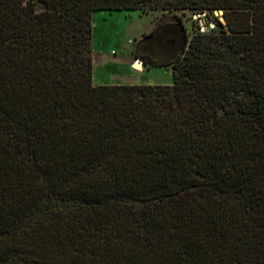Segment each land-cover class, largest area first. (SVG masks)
<instances>
[{"label":"trees","instance_id":"obj_1","mask_svg":"<svg viewBox=\"0 0 264 264\" xmlns=\"http://www.w3.org/2000/svg\"><path fill=\"white\" fill-rule=\"evenodd\" d=\"M143 8L226 23L94 83L92 13ZM0 264H264V0H0Z\"/></svg>","mask_w":264,"mask_h":264},{"label":"rangeland","instance_id":"obj_2","mask_svg":"<svg viewBox=\"0 0 264 264\" xmlns=\"http://www.w3.org/2000/svg\"><path fill=\"white\" fill-rule=\"evenodd\" d=\"M218 10H95L92 13V81L100 84H171V65L147 66L142 63L140 68L131 66L138 60L134 54L136 41L158 23L170 19H179L188 37L197 32L218 34L217 22L223 26L226 23L224 14L216 13Z\"/></svg>","mask_w":264,"mask_h":264},{"label":"bare ground","instance_id":"obj_3","mask_svg":"<svg viewBox=\"0 0 264 264\" xmlns=\"http://www.w3.org/2000/svg\"><path fill=\"white\" fill-rule=\"evenodd\" d=\"M137 68H140L142 65V62L140 60H136V63L134 64Z\"/></svg>","mask_w":264,"mask_h":264},{"label":"water","instance_id":"obj_4","mask_svg":"<svg viewBox=\"0 0 264 264\" xmlns=\"http://www.w3.org/2000/svg\"><path fill=\"white\" fill-rule=\"evenodd\" d=\"M216 13H221V14H223V12L222 11H220V10H218V11H216ZM224 18H223V16H222V20H223ZM213 24V23H212Z\"/></svg>","mask_w":264,"mask_h":264},{"label":"built area","instance_id":"obj_5","mask_svg":"<svg viewBox=\"0 0 264 264\" xmlns=\"http://www.w3.org/2000/svg\"><path fill=\"white\" fill-rule=\"evenodd\" d=\"M136 63V61L131 65L132 67H134V64Z\"/></svg>","mask_w":264,"mask_h":264},{"label":"crops","instance_id":"obj_6","mask_svg":"<svg viewBox=\"0 0 264 264\" xmlns=\"http://www.w3.org/2000/svg\"><path fill=\"white\" fill-rule=\"evenodd\" d=\"M103 64H105V63H103ZM98 84H100V83H98ZM101 84H103V83H101Z\"/></svg>","mask_w":264,"mask_h":264}]
</instances>
